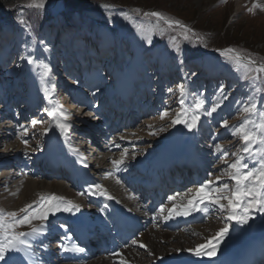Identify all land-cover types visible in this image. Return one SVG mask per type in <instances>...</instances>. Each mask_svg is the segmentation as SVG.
<instances>
[{
    "label": "rangeland",
    "instance_id": "rangeland-1",
    "mask_svg": "<svg viewBox=\"0 0 264 264\" xmlns=\"http://www.w3.org/2000/svg\"><path fill=\"white\" fill-rule=\"evenodd\" d=\"M237 1L54 0L53 8L44 6L43 9L36 10L27 7L32 0H0V34L2 33L3 38L0 39V157L7 150L14 154L17 145L21 144L25 146L22 153L25 158L37 159L35 165H30L26 159L23 162L24 168L20 169L17 161L11 159V168L6 167L0 171V178L6 177L0 180V209L15 211L22 216L24 213L19 210L26 204L39 202L41 195L54 194L36 193L33 199L24 201L25 203H20L19 200L24 183L30 178L28 174L41 169L39 155L44 152L50 140L60 139L58 129L49 121L46 109H53L57 104L62 105L64 111L76 108L72 112L76 123L85 128L87 132L83 131L88 134V131H93L96 125L102 123L100 118L105 111L102 109L104 98L101 96L115 88L119 80L131 79L132 73L129 70L135 63L137 79H134V83L137 84V90L144 97L148 96L152 103L144 107L146 116L137 123H125L123 128L115 131L114 139L104 138L102 130L95 138L87 139V148L98 149L101 153L95 167L91 169V175L98 176L95 172L98 167H102L107 155L111 156L112 161L108 163L111 165L113 161L121 160L122 154L126 153L123 162L134 170L135 162H148L151 157H155L159 144L169 136H180L187 143L194 142L196 136H191L183 123L172 124L177 113H181L182 119H190L192 115L189 112L185 117L179 103V85L182 84L185 87V108L197 97L205 99V108L210 109L215 103H220L221 107L212 116L201 111L200 121L206 120L214 124L212 132L204 137V150L211 149V152L201 164L205 166L203 176L196 178V174H192L189 185H175L178 190L169 196H175L176 199L169 201L167 198L161 206L168 207L179 200L183 202V198L194 195L193 192L200 184L208 180L215 181L222 169L233 163L236 156L242 155L239 151L242 147L240 138L231 135V129L239 126L246 118V114L239 113L237 109L253 99L260 111L264 112V74L256 82L245 80L244 69L237 70L234 62L229 59L231 54L220 55L221 51L233 48L242 56H250L257 63H264V11L259 7L251 13L248 11V8L254 3L259 4L258 2L245 4L238 10ZM152 11L179 20L195 35L189 33L185 38L181 29H168L163 22L158 24L155 18L143 15L144 12ZM20 20L24 23H20ZM137 32H141L143 37L149 32L157 36L155 44L143 50L140 56L130 45L131 35ZM146 40L147 44L152 42L153 36L147 35ZM177 48L180 50L179 55ZM29 58L33 60L32 64L28 63ZM51 60L57 66L58 73H49L45 77L42 75L41 65ZM181 65L184 66L183 78L175 80V71ZM52 76L53 79H49ZM53 84L55 89L52 88ZM221 85L224 87L223 93L218 91ZM74 94H83L86 97L84 104L75 103ZM155 96L160 99L156 101ZM224 96L227 99H223ZM143 105V102L137 103V106ZM8 108L11 112L1 113V109ZM164 112L168 115L161 119ZM5 120L8 130L1 131L5 127V122L2 124V121ZM33 120L43 123L34 126ZM224 120L228 121L227 128L221 126ZM128 126H134L131 134ZM216 144L222 145L227 151L226 159L216 151ZM68 146L65 138L67 149ZM70 148L75 149L74 146ZM256 158L259 159V156ZM2 162L3 157L0 158V165ZM248 162L251 165L252 161ZM39 179L47 180L38 176L37 180ZM50 181L52 180L47 182ZM119 182L121 190L126 181ZM219 182L231 183L226 175L221 176ZM61 185L73 193L76 203L82 200L77 196L84 197L81 194L83 192L76 193L77 188L69 190L66 185ZM131 187L136 190V185ZM120 190L119 195L123 196ZM130 204L134 205L133 200ZM207 207L210 213L203 220L192 223L190 229L166 231L174 237L167 245L168 251H172L178 244L184 245L186 249L204 244L225 223L230 225L229 230L234 227L235 222L226 220V213L211 204ZM87 208L81 207L82 210ZM59 214L69 220L74 213H69V216ZM253 216L254 219L247 225H239V232L231 235V244L247 240L264 224V216L255 212ZM39 222L41 221L34 220L32 226ZM46 223L48 230L61 223L67 227L64 220L51 216ZM27 228L30 227L25 226L18 231H25ZM59 237L48 236L44 239V244L50 249L56 247ZM188 255L190 254L186 252L184 261H187ZM143 259L142 262L151 260L147 255Z\"/></svg>",
    "mask_w": 264,
    "mask_h": 264
},
{
    "label": "bare ground",
    "instance_id": "bare-ground-1",
    "mask_svg": "<svg viewBox=\"0 0 264 264\" xmlns=\"http://www.w3.org/2000/svg\"><path fill=\"white\" fill-rule=\"evenodd\" d=\"M252 2H258L260 5H264V0H238L236 5L237 9L238 10L242 9L245 4H249ZM44 6L53 8L54 0H45ZM146 34L148 36H153V32H149ZM147 35L143 37V34H141V32H137L133 35L131 39L132 47L136 49L135 50L136 52H140L141 49L147 44V42L145 43V41H147L146 40ZM137 48L139 49V51L137 50ZM183 72H184V66L181 65L175 71V80L182 79L184 75ZM130 81H131L130 79H127L125 81H122V84H127ZM105 107L107 106L104 103L102 108ZM75 110L76 108L74 109V111ZM139 120L140 119H135L132 122L137 123V121ZM4 122L5 124H3ZM2 124L5 125V127H3L1 131L4 129L8 130L7 121L6 120L2 121ZM77 128L78 129L74 130V134H75L74 141L77 142L80 148H82L83 150H87L84 143L86 139L77 138L79 132L81 133V130H79V126ZM133 128L134 126L130 127V131H129L130 134L132 133L131 131L134 130ZM95 134H97V132ZM114 134L115 132L112 131L111 135ZM81 136L87 138V134H85V132H83ZM3 139L5 138H2V140ZM24 147L25 146L21 144L17 145V149H16L17 151H15L14 154L9 153L8 150L5 151V154L0 157V158L3 157L2 165H0V171L7 167L6 165L7 163L10 162L11 159L19 160L18 169L24 168L23 162L26 159L29 160V163H32L35 159L25 158L24 155L22 154ZM179 147H180V136H173V135L169 136L168 138L164 139V141L161 144H159L158 151L156 150V154L158 156L155 155V157H153V159L150 162L154 163L159 158V156L169 154L171 152H175L176 150H179L178 149ZM43 154H44L43 157L45 156L49 160L50 164H53L55 168L57 164H59V160H64L69 158V154L67 152V148L65 147V144L63 143V141L59 140L58 138H53L48 142V145L46 146V149L44 150ZM100 156L101 153H99L97 156H95V158H93L95 159L94 160L95 164ZM110 161H112L111 156L107 155L102 162V167L100 168L98 167V169L95 172V174L98 175L97 177H95L96 179L89 177L87 174H84L83 176L76 179V184L78 185V187L76 188L78 190L75 191L76 193L79 191L83 192L84 195V197L75 195L77 197L82 198V200L80 202L77 201V203L73 199V193L68 192L67 189L61 185L63 183L61 182H59L61 184L58 183L57 178L55 177L56 173L48 172L46 181H41L40 179L37 180L38 177L36 173L28 174L30 178L27 182L25 181L26 184L24 183V187H23L24 189L21 195V199H19L20 203L33 199L36 193H38L39 195L44 193L46 194L54 193L57 194L58 196L64 197L66 200H70L72 202L74 201L73 202L74 204H78L80 206L79 211L81 212H76V213L73 212L74 214L70 215L69 220L63 218V216L60 215L59 213L51 217L63 218L65 219L66 222L70 223V225L82 224L85 227L86 232L82 234L81 239H78L77 236L79 235L80 230L77 229L74 234V236L78 240V242H76L71 237V229H67V231H65V229H62L58 226L52 228L51 230H48L46 228L43 235H40L36 238H31V237L29 238L30 242L33 244V248L30 253V258L23 257L24 264H121V260H123L125 264H231L232 260L238 255L240 256L243 255L246 257V259L244 260L245 264H258L257 259L260 261V264L263 263L261 260V255H264V241H263L264 224L260 226V229L257 230L253 236L247 238V240L238 241V243L236 244H231V239H230L231 235H233V233L235 232H239L240 229L239 225L235 224L234 227L231 230H229L228 236H226L223 242L220 244L217 255L215 257L209 258L207 256L196 257V256L188 255L191 259L188 256H186L188 257L186 258L187 261H184L183 258L184 255L186 254L185 251L186 248L184 247V245L181 244L175 245L174 248H172L173 249L172 251H168L167 245L169 244V241L174 237L173 235L167 233L166 231L170 230L171 228L173 229L177 227L178 228L181 227L183 229H190L191 227L190 223H192L193 221L196 222L199 220H203L210 213L209 208L206 206V211L204 212L194 211L192 212L191 215L188 216H173L171 219H165L164 217L167 216V209L171 208L172 205L168 207L164 206L165 213L163 215H161L158 211L161 206L158 207L156 211L154 210V212H151L148 209V206L144 208L141 207L139 200L135 201V204L132 205L130 204V202L133 200L134 197L131 189L124 186L120 190L121 183L120 182L118 183L117 181H119V179L121 180L135 179L137 183H140L141 180L138 179L139 174H137L136 171L133 172L131 168L127 167L128 164L126 162H123L117 168L112 163L111 165H108ZM136 163L138 164V166H142V165L147 166V162L145 161H142L140 163L136 162ZM48 167L50 169V165H48ZM7 169H9V167H7ZM192 170L193 172L196 171L197 174L203 173L205 167L202 165H197L193 167ZM4 178L6 177L3 176L0 178V180ZM53 178L56 180H52ZM188 178L189 176H185V178H183L181 181L187 183ZM48 180H52V181L47 182ZM168 181L166 182V184L168 183ZM96 184H100L105 189H107L109 194L112 195L114 199L107 200L98 195H91V196L88 195L87 192L88 188ZM171 187L172 186L167 187L166 188L167 192H162L159 196L162 197L164 195V198H168L167 196L169 195V191L171 190ZM68 189L70 190L69 187ZM119 190L123 192V196L119 195ZM188 199H190V197L183 198V202L178 199L179 201L174 202V204L177 206L185 205ZM85 206L88 208L82 210L81 207L83 208ZM201 207H205V206L202 205ZM60 213L69 216V213H65V212H60ZM112 218L115 219V222H112L111 220ZM43 223L44 222L42 221L36 223L34 227H40ZM126 223H128L134 228V231L131 236L136 238L125 246L124 245L121 247L116 246L115 250L112 253L107 252L105 253L104 257L95 258V252L90 253L92 247L89 248L83 245L85 243V239L90 237V231L92 229L102 232V231H107L108 229H112V230L117 229L120 225L122 226ZM72 229L74 230L75 228ZM27 231H30V228L25 229V232ZM56 234H59L61 236V239L59 240V244L57 245V247L55 248L51 247L50 249L48 245L44 244L45 243L44 239L48 236L52 238ZM114 234L118 235V233H114ZM42 237H44L43 241H42ZM65 237H68V239H65ZM61 244L67 246L69 249H71L73 246L81 247L84 249V251L62 252L60 250ZM140 244L146 245V248H141L139 246ZM93 247H95V245ZM115 253H119L120 255L117 256L115 255ZM97 255L98 254H96V256ZM145 255H147L149 259H151L150 262H142L144 260L143 257ZM17 264H19V261L17 262Z\"/></svg>",
    "mask_w": 264,
    "mask_h": 264
},
{
    "label": "snow or ice",
    "instance_id": "snow-or-ice-1",
    "mask_svg": "<svg viewBox=\"0 0 264 264\" xmlns=\"http://www.w3.org/2000/svg\"><path fill=\"white\" fill-rule=\"evenodd\" d=\"M44 3L45 0H32L27 7L40 10L44 8ZM258 7L264 11V5L255 3L251 8H248V11L251 13ZM137 13L139 14V10H137ZM143 15L145 17L155 18L158 24L163 22L168 29H181L182 35H184L185 38L188 37L189 33L195 35L187 25L182 24L179 20L169 18L161 12H144ZM20 23L23 24L24 21L20 20ZM176 51L177 55H179L180 50L177 48ZM220 55H229V59L234 62L237 70L243 68L245 80L256 82L259 81L261 75L264 74V63H257L250 56H242L233 48H227L221 51ZM28 63L32 64L33 60L29 58ZM41 67L43 68L42 75L47 77L51 69L47 64H43ZM193 75H195V73H193ZM55 87L56 86L53 84L52 88L55 89ZM169 91L172 90L170 89ZM218 91L220 93L224 92L223 85L220 86ZM179 92L181 96L179 103L184 116L187 117V113L189 112H191L192 115L190 119H182L181 113H177V118L172 120V124L183 123L184 127L189 131L197 127L200 121L201 111L208 116H212V114L216 113L218 108L221 107L220 103H215L210 109L205 108V99L197 97L190 106L185 108V101L183 99L185 95L184 85H179ZM223 99H227V96H224ZM237 111L246 114V118L239 126L231 129V135L240 138L242 147L239 151L242 155L236 156V154L233 153L236 159L233 163L228 164L226 168L222 169L220 176H217L215 181L208 180L200 184L195 190L194 195L187 200L185 205L177 206L173 204L171 208L167 209V216L164 217L165 219H171L173 216H188L194 211L204 212L208 204L216 206L221 212L226 213L227 221L235 222V224L241 226L247 225L250 220L254 219V212L264 216V112L260 111L257 103L253 99H250L249 103L243 104ZM46 112L49 121L53 122L54 127L59 130L61 136L67 138L72 127L71 124L67 123V121L72 119L71 115L64 112L62 110V105L58 104L53 109H46ZM88 114L91 115V113ZM167 115L168 113L164 112L161 115V119ZM252 117H256V119ZM38 123H43V121H32L34 126ZM249 125H251V127H249ZM221 126L227 128L228 121L224 120ZM24 143L27 144V141H24ZM215 149L218 153H222L223 157L226 159L228 153L223 149L222 145L216 144ZM75 151L78 152L79 150L76 149ZM125 154L126 153L122 154L121 160L112 162L117 168L123 163ZM257 156H259V159L256 158ZM249 160L252 161L251 165L248 162ZM224 175L229 177L231 183L219 182L220 177ZM117 182L119 183V181ZM87 192L90 196L98 195L107 200L114 199L107 189L100 184L90 186ZM175 199V196L168 197L169 201H174ZM222 201H227V203L224 204ZM202 205L205 207H201ZM79 210L80 206L78 204H74L72 201L54 194L48 196L41 195L39 197V202L26 204L19 210V212L24 213L22 216H19L15 211L6 212L0 209V264H17L18 261L19 264H24L23 257L30 258V253L33 248V244L30 242L29 238H36L44 234L47 227L46 222L49 220L50 216H54L60 212L73 213ZM158 211L163 215L165 213V207L161 206ZM34 220H39L44 223L40 227H34L32 226ZM25 226L30 227V231H18V229ZM59 227L67 231L63 223H61ZM229 228L230 225L225 223V225L208 239L206 243L199 244L194 248H188L185 251L196 257H215L220 244L229 233ZM65 239H68V237H65ZM139 246L141 248H146L144 244H140ZM60 250L62 252L84 251L81 247L73 246L69 249L63 244L60 245ZM115 255L119 256L120 254L115 253ZM121 264H125V262L121 260Z\"/></svg>",
    "mask_w": 264,
    "mask_h": 264
},
{
    "label": "trees",
    "instance_id": "trees-1",
    "mask_svg": "<svg viewBox=\"0 0 264 264\" xmlns=\"http://www.w3.org/2000/svg\"><path fill=\"white\" fill-rule=\"evenodd\" d=\"M157 37V36H156Z\"/></svg>",
    "mask_w": 264,
    "mask_h": 264
}]
</instances>
